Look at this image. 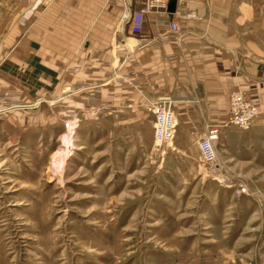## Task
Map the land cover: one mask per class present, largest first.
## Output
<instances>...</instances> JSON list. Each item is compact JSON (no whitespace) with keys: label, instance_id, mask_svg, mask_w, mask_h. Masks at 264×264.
<instances>
[{"label":"rangeland","instance_id":"rangeland-1","mask_svg":"<svg viewBox=\"0 0 264 264\" xmlns=\"http://www.w3.org/2000/svg\"><path fill=\"white\" fill-rule=\"evenodd\" d=\"M31 1L0 0V55ZM6 105L0 264H264V131L231 126L232 158L217 141L222 184L186 125L157 144L145 116L111 103L102 115L45 97Z\"/></svg>","mask_w":264,"mask_h":264},{"label":"crops","instance_id":"crops-1","mask_svg":"<svg viewBox=\"0 0 264 264\" xmlns=\"http://www.w3.org/2000/svg\"><path fill=\"white\" fill-rule=\"evenodd\" d=\"M144 3L32 0L3 39L0 92L24 104L45 97L48 106L83 115H102L111 103L112 115L135 116L130 122L145 116L152 132L147 106L168 100L175 131L194 121L200 133L209 122H225L228 93L238 89L259 110L238 136L264 131V0H175L173 13L148 11L134 35L123 10ZM170 21L180 26L177 35L166 32ZM122 75L139 84L118 82ZM234 133L231 126L219 129L228 158Z\"/></svg>","mask_w":264,"mask_h":264},{"label":"built area","instance_id":"built-area-1","mask_svg":"<svg viewBox=\"0 0 264 264\" xmlns=\"http://www.w3.org/2000/svg\"><path fill=\"white\" fill-rule=\"evenodd\" d=\"M38 1L40 4H44L51 0ZM167 4V0H145L144 7L136 11H131L128 6H125L122 21L127 23L132 34L138 35L142 31L146 13L150 10H162L165 12ZM187 17L193 18L194 16L188 15ZM179 31L180 26L175 22L170 21L166 32L171 35H177ZM137 75L138 74H136V76ZM127 76L128 75L119 76L117 81H127L132 86H137L139 84L138 82L133 81L132 78L128 79ZM133 76H135V74ZM14 97L15 96L10 92H0V115L7 110L6 104L9 102L10 98L13 99ZM227 102L228 112L225 122H209L204 126L203 133L201 134L197 132L194 121L189 123L190 131L197 137V148L206 172L213 180L222 184H224V182H222L223 179L220 172L223 166L216 152L219 129L224 126H233L240 131H247L251 128L259 115L258 108L245 97L242 91L238 89L229 91ZM147 108L154 117V142L157 144H168L171 141L177 126V118L172 111L171 102L168 100H158L149 103Z\"/></svg>","mask_w":264,"mask_h":264},{"label":"water","instance_id":"water-1","mask_svg":"<svg viewBox=\"0 0 264 264\" xmlns=\"http://www.w3.org/2000/svg\"><path fill=\"white\" fill-rule=\"evenodd\" d=\"M174 7H175V0H168L167 12L173 13L174 12Z\"/></svg>","mask_w":264,"mask_h":264}]
</instances>
